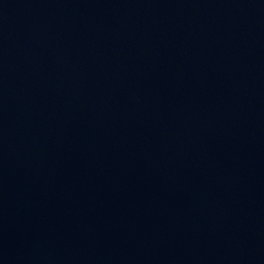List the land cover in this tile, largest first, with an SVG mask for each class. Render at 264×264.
I'll list each match as a JSON object with an SVG mask.
<instances>
[{
  "label": "water",
  "instance_id": "1",
  "mask_svg": "<svg viewBox=\"0 0 264 264\" xmlns=\"http://www.w3.org/2000/svg\"><path fill=\"white\" fill-rule=\"evenodd\" d=\"M0 264H264V0H0Z\"/></svg>",
  "mask_w": 264,
  "mask_h": 264
}]
</instances>
